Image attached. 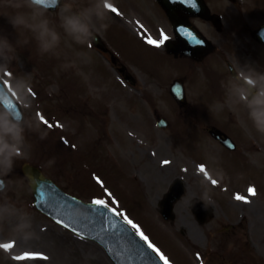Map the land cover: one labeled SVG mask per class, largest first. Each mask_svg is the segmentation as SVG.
Masks as SVG:
<instances>
[{
	"label": "rangeland",
	"instance_id": "obj_1",
	"mask_svg": "<svg viewBox=\"0 0 264 264\" xmlns=\"http://www.w3.org/2000/svg\"><path fill=\"white\" fill-rule=\"evenodd\" d=\"M113 2L123 9L119 0ZM72 3L77 8L86 5L78 0ZM58 12L48 18L61 33V43L54 51L37 55L40 61L36 67H27L20 57L21 50L40 53L35 41L28 33L15 32L0 13V34L13 42L29 37L2 76L7 77L4 79L21 103L27 123L23 156L9 174L7 190L0 194V264H113L99 245L65 230L34 208L31 190L19 170L23 161L38 165L59 187L84 201L91 196L105 200L122 217L132 220L169 264H264V135H256L260 133L236 103L240 88L227 83L222 97L204 101L202 77L190 72V107L180 114L167 85L152 84L144 71L136 72V90L123 86L113 68L88 44H76L64 36ZM122 21L110 14L104 22L120 28ZM107 30L97 32L103 35ZM116 45L133 58L134 42L129 41L127 48ZM13 75L30 81L29 95L17 94L9 83ZM174 76L175 72L169 81ZM58 104L71 110L66 115L53 113L61 120L54 133L68 134L74 150L64 144L58 150L50 135L37 138L38 122L43 120L39 105ZM104 105L106 132H102L97 152L93 142L100 137L97 123L102 122ZM143 106L150 107L151 113L146 109L140 113ZM85 109H90L88 115ZM155 112L169 119V129L159 131L153 126L152 130ZM206 113L212 117L196 127L194 120ZM91 115L99 120L93 121ZM135 117L143 126L135 124ZM207 123L222 130L229 128L227 135L238 150L229 154L221 149L204 133ZM160 138L165 140L164 147L158 145ZM83 149L92 158L90 165L77 159ZM58 154L66 156L62 165L61 160L53 162ZM94 166L99 173H107L109 186L91 181ZM59 171L68 173L58 180ZM72 172L85 174V183L73 181Z\"/></svg>",
	"mask_w": 264,
	"mask_h": 264
},
{
	"label": "clouds",
	"instance_id": "obj_2",
	"mask_svg": "<svg viewBox=\"0 0 264 264\" xmlns=\"http://www.w3.org/2000/svg\"><path fill=\"white\" fill-rule=\"evenodd\" d=\"M105 2L106 0H88L85 6L77 8L72 0H60L59 27L64 36L80 45L94 41L98 29L106 30L109 27L104 22L108 19ZM0 8L5 10L2 16L15 32L30 34L41 54L50 53L59 47L61 33L51 24L47 11L36 0H0ZM27 43L28 36L22 41L17 38L13 42L7 35L0 34V76L10 70L18 58V48ZM235 79L244 81L237 92L238 105L245 110L247 119L256 131L264 134V72L250 67L245 77L237 73ZM9 83L18 95L21 92L29 95L31 83L26 78L13 75ZM44 136L40 138L43 139ZM24 140V126L0 105V192L7 190L3 178L13 172L16 161L23 156Z\"/></svg>",
	"mask_w": 264,
	"mask_h": 264
},
{
	"label": "water",
	"instance_id": "obj_3",
	"mask_svg": "<svg viewBox=\"0 0 264 264\" xmlns=\"http://www.w3.org/2000/svg\"><path fill=\"white\" fill-rule=\"evenodd\" d=\"M3 104L20 121L17 107ZM22 171L30 181L35 205L58 223L99 243L115 264H161L110 210L63 194L35 167L25 164Z\"/></svg>",
	"mask_w": 264,
	"mask_h": 264
},
{
	"label": "flooded vegetation",
	"instance_id": "obj_4",
	"mask_svg": "<svg viewBox=\"0 0 264 264\" xmlns=\"http://www.w3.org/2000/svg\"><path fill=\"white\" fill-rule=\"evenodd\" d=\"M168 3L169 15L165 12L159 0H126V5L133 7L138 13L139 18L151 30L155 27H161L166 30L168 40L165 43H173V24L181 25L183 22H191L196 25L203 33V28L210 32L208 36L214 45V50L207 54L202 62L209 56L216 54L228 68L229 61L227 54L232 52L246 54L250 50L254 53L257 50L264 51V45L256 41L251 33L264 25V0H218L212 13L220 16L218 27L212 22H206L198 18L190 17L186 11L187 2L181 3L180 0H162ZM199 4L200 0H196ZM208 2V0H205ZM209 3V2H208ZM170 7L173 9H170ZM152 23V24H151ZM156 32V28L154 30ZM164 43V44H165ZM249 43V44H248ZM163 44V45H164ZM244 46V47H241ZM162 54L168 58L184 61L188 58L182 55L177 57L166 53L165 46L162 48ZM242 55V54H241ZM190 60V59H189ZM195 62V61H194ZM121 66L120 63H118ZM125 76V73H124Z\"/></svg>",
	"mask_w": 264,
	"mask_h": 264
},
{
	"label": "snow or ice",
	"instance_id": "obj_5",
	"mask_svg": "<svg viewBox=\"0 0 264 264\" xmlns=\"http://www.w3.org/2000/svg\"><path fill=\"white\" fill-rule=\"evenodd\" d=\"M181 3H190L192 7H195V3H194V0H180ZM111 8V7H110ZM113 12H115L116 10L114 8L111 9ZM168 40V37L166 35H163L162 34V38L157 41V40H154L152 38H148L147 39V43L149 45H154L156 47H159L161 45H163L165 43V41ZM43 123L46 124V126H48L49 128L52 127L51 124H48V122L46 120H42ZM213 184H216V181H212ZM252 194L254 195L255 192L254 190H252ZM93 204L97 205V206H101L105 209H108L110 210L114 215L116 216H121L122 213H119L116 211L115 208H109V205L106 203L105 200H102V199H94L93 200ZM123 219L124 221L129 225L131 226V228L133 230H135V234L139 237L140 240H142L145 245L147 246L148 249H150L157 257L160 261H162V264H169L168 262V259L165 257V255L160 251V249H158L153 243H151L149 241V238L140 230V228L132 222V220L128 219L127 216H123ZM2 247H5V248H8V247H11V245H3ZM30 255H33V254H25V256H30Z\"/></svg>",
	"mask_w": 264,
	"mask_h": 264
},
{
	"label": "bare ground",
	"instance_id": "obj_6",
	"mask_svg": "<svg viewBox=\"0 0 264 264\" xmlns=\"http://www.w3.org/2000/svg\"><path fill=\"white\" fill-rule=\"evenodd\" d=\"M160 149H162V148H160ZM5 243H8V242H5Z\"/></svg>",
	"mask_w": 264,
	"mask_h": 264
}]
</instances>
